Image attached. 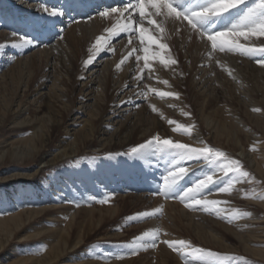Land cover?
<instances>
[{"label": "bare ground", "instance_id": "1", "mask_svg": "<svg viewBox=\"0 0 264 264\" xmlns=\"http://www.w3.org/2000/svg\"><path fill=\"white\" fill-rule=\"evenodd\" d=\"M172 2L180 12L191 16L200 7H208L212 0H208V5L204 0ZM254 2L246 0L238 9L210 18L202 28L194 29L186 19L168 15L166 8L160 12L147 8L148 15L141 18L136 10L137 0L125 3L119 0H0V45H4L0 47V138L8 127L11 131L22 128L23 133L25 129L30 132L27 138L19 139L24 142L20 146L11 141L15 137H8L6 142L9 143L0 148V161L9 155L23 160L35 154L40 165L32 168L31 173L7 174L0 180H18L20 175L36 179L46 166H57L74 157L67 170L59 171L55 167L44 180H34L35 185L14 182L9 192L0 193V232L7 222L13 223L12 228L3 231L0 250L10 243L26 221L42 218L48 211L53 212L50 217L57 227H36L30 235L22 237L24 240L46 238L45 235L56 232L61 215L73 221L78 211L74 199L80 191L92 195L100 206L103 199L111 198L107 203L109 209H98L100 227L121 214L123 208L112 205L113 199L121 201L119 204L128 201L151 204L163 211L164 217L154 213L142 219L141 227L144 233L159 231L158 246H165L169 253L176 254L175 257L166 254V264L171 260L176 264H200L198 257L169 248L163 242L166 240L186 241L190 248L216 253L220 264H237L236 259L225 258L232 250L226 238L231 235L236 236L244 249L264 256V250H255L252 246L258 233L256 213L233 214L234 202L228 197L239 198L245 180L241 172L235 171L229 176L225 171L231 168L225 151H222L224 156H217L220 158L217 167L209 163L210 156L186 159L184 149H176L172 158L163 156L161 154L167 150L163 153L155 142L139 153L126 151L139 148L157 136L161 143L168 139L198 150L208 149L211 142H216L219 148L237 149L247 166L264 175V157L258 155L256 146L264 130V66L257 64L256 58L227 49L223 52L213 49L207 39L216 31L231 29L242 15L240 11L243 13ZM25 3L33 5L34 11L25 9ZM44 8L48 9L47 13ZM53 9L62 14L52 16L49 13ZM93 10V14L82 18ZM104 12L108 15H102ZM123 24L132 27L128 32L119 31L118 26ZM141 26L147 30L143 40ZM149 31L158 34L156 40L166 43V53L174 63L171 59L158 58V53L148 46ZM26 38L33 43L23 48L12 46ZM237 39L242 44H264V37ZM145 47L149 48L147 61L143 58ZM181 54L182 59L185 58L182 67L177 63ZM52 62L57 71L54 69L44 82L38 80L40 68L44 66L47 70ZM33 86L38 88L31 90ZM45 89L53 102L44 100ZM162 92L174 95L161 96ZM145 95L156 104L160 117L148 119L151 111L147 105L139 107L137 102ZM73 100L75 109L73 106L68 109ZM73 115L76 117L72 119L79 126L72 127L67 122ZM55 132L61 134L56 143L53 141ZM115 147L129 155H114ZM86 152L92 154L81 158ZM167 159L171 161L169 169L159 168L158 162ZM181 168L187 169V173L176 178L174 174ZM209 175L214 182L197 192V184ZM174 179L173 190L165 194L166 182L172 183ZM232 179L236 180L234 184ZM219 187L230 190L221 192ZM189 189L193 190L189 198L174 197L183 196ZM197 199L217 203L205 210L203 204L195 205ZM189 204L194 206L190 208ZM166 224H171L172 231L166 229ZM130 225L127 222L122 228ZM68 229V232L65 228L59 230L63 237L66 234V240L60 242V246L57 242L53 257L36 264H53L62 256L73 263L88 259L78 254L68 255V249L75 251L85 241L81 232L75 235L72 225ZM114 236H124V233L118 231ZM54 241L56 237L50 244ZM153 248L149 239L140 247L155 254ZM112 258L106 254L100 260L102 264H121ZM21 262L23 259L15 264Z\"/></svg>", "mask_w": 264, "mask_h": 264}, {"label": "rangeland", "instance_id": "2", "mask_svg": "<svg viewBox=\"0 0 264 264\" xmlns=\"http://www.w3.org/2000/svg\"><path fill=\"white\" fill-rule=\"evenodd\" d=\"M64 1V0H63ZM111 1V0H110ZM249 1V0H247ZM252 1V0H251ZM206 5H208V0H204ZM63 3V2H61ZM64 4V3H63ZM29 6H26L25 3V9L28 11H34L33 10V5L28 4ZM253 5V3L250 5V7ZM46 6H52L50 3H47ZM102 5H100L101 8ZM10 7V5H8ZM6 6L5 9H8ZM22 8V7H20ZM52 9L51 7H48ZM111 8V7H107ZM206 8V7H200L198 11L201 9ZM19 9V8H18ZM197 11V12H198ZM94 13V10L88 14L84 15L82 18L88 17L91 14ZM241 14H243L240 11ZM240 14V15H241ZM183 18V17H182ZM185 19V18H183ZM188 21V19H186ZM232 18L230 21L231 22ZM189 22V21H188ZM61 25V24H60ZM60 25H56L60 26ZM229 30V29H228ZM54 33H56L55 30H53ZM147 33V32H146ZM148 35H153L155 38V43H148V46L156 51L158 53V58H161L163 60H172L174 59L169 56L168 53H166L167 46L165 48H161L160 44L166 45L164 42H160L156 40L158 37V34H155L151 31H149ZM28 39V38H26ZM39 42H41L39 40ZM9 55L5 57V59L8 58ZM183 55H179V61L177 63H180V66L184 64V59ZM3 59V61L5 60ZM99 59L98 61H100ZM13 61L10 63L12 65ZM41 64V63H40ZM9 65V66H10ZM76 65V63H75ZM178 65V64H177ZM57 71V66H55V63H49V67L47 70L44 69V66L40 68L38 72V80L41 81H46V78L48 75L50 76L53 74V70ZM4 70V69H3ZM181 77V76H180ZM67 82L70 84V79L66 77ZM145 80V79H144ZM143 80V81H144ZM185 80V78L182 79V81ZM67 83V84H68ZM38 88L37 86H33L31 90ZM22 94V93H21ZM44 94H47L44 97V100L49 102H53L54 99L50 97L48 89L44 90ZM92 96V95H91ZM89 96V97H91ZM46 98V99H45ZM74 98H76V95H74ZM140 101H138L139 107L142 108V106L147 105L148 109L152 112L149 113L150 118L148 119H153V118H158L161 115V112L157 110L156 104L153 101H149L145 96H141ZM74 104V105H73ZM73 104L70 103V106L68 105L67 108L70 109H75L76 101L73 100ZM57 105V104H56ZM76 116H70L67 118V122L71 123L72 127L74 126H79L75 121L73 120ZM73 118V119H72ZM135 118H132L134 120ZM7 128V127H6ZM11 127H8L5 129L6 133L4 137L0 138V148L2 146H6L7 143L6 139L8 137H15L13 140L14 144L16 146L24 145V142H20L19 139L22 138H27L30 135V132H25L23 133L22 128H19L18 130H13L11 131ZM60 133L55 132L53 136V141L56 143L57 139L60 137ZM261 140L260 144H257L256 146L259 147L258 150V155L260 157H264V130L261 131ZM18 138V140H17ZM25 141V140H24ZM6 149V148H5ZM133 149V148H132ZM131 148H128L127 153H133ZM177 148H166L161 147V151L164 153L167 150V153L161 154V155H166L170 158H172V154H174V151L177 150H182V149H177ZM212 155H209L211 158V161L209 162L212 166H218V162H220V158H218L215 153L218 151H225L229 157V162L231 163V168L232 170H225L227 171L229 176L234 175L236 168L239 169V171H236V173H247V175H244V180L245 183L242 186V193L239 198H236L235 196H230L231 200L234 202L233 206L235 208L233 214L236 213H256L257 219H256V225L258 226V233L257 236L255 237L256 242L254 243L253 248L256 249H262L264 250V175H262L260 172L256 171L255 169L247 166L244 162L241 156L239 155V151L237 149H231L229 150L228 148H219L216 142H211L210 146L208 148ZM251 147L249 148V150ZM1 150V149H0ZM160 150V149H159ZM114 155L118 156H123V155H129L121 152L119 148H114L113 149ZM92 152H86L83 153L81 158L85 156L87 158L90 156ZM215 156V158H214ZM38 156L35 154L24 158L23 160L18 159L16 156H7L4 160L0 161V177H5L7 174H17V173H28L32 168H36L37 165H39V159H37ZM83 158V159H85ZM73 158H68L63 161H61L57 166H46L44 172L39 176L36 177L38 180H44V176L52 173L53 168L56 167V169L60 170H67L70 164L72 163ZM233 161H238V165L233 164ZM170 160H161L158 162L159 168L162 167L163 169L167 170L169 169V163ZM81 163V162H80ZM209 165V164H208ZM40 166V165H39ZM213 167V169H214ZM55 169V170H56ZM212 172V170L210 169ZM31 173V172H29ZM238 175V174H237ZM24 176L20 175V178L17 177L18 180H6L2 179L0 180V193H5L10 191V185L14 184V182H22L25 183L26 185H35L34 180L36 179H29V178H23ZM234 177V176H233ZM225 179V178H223ZM229 179V178H226ZM37 180V181H38ZM228 181V180H227ZM232 184L236 182V180L232 179L231 180ZM226 183V181H225ZM161 184V183H158ZM216 184H213L215 186ZM233 186V185H232ZM221 188V187H219ZM215 188V189H219ZM162 190V188H159ZM160 195V194H159ZM182 195L177 194L176 197L177 199H180ZM92 195H86L80 191L76 192L75 198L73 201L75 204L78 206V211L75 213L74 220H70V218H66V216L59 217V220L57 222L58 224V230L56 232L49 233L48 235H45L46 238H41V237H34L32 239H26L24 240L22 237H26L27 235H30L33 229L39 226L45 225L46 229H52L53 225H56L53 221V218L50 217V215L53 213L52 211H48L42 218H36L35 220H30L26 221L24 225L17 231L16 235L13 237V239L10 241V243L6 244V246L0 250V264H15L16 261L23 259V262L18 263V264H36V262H43L48 259H51L53 257V251L55 250L54 247L57 249V242L58 245L60 246V242L64 243V240H66V234L63 237L60 229L65 228V232H68L70 228V225H72V228H74V233L75 235H78L79 232L82 233L83 237L85 238V241H82V243L79 244V247L75 249V251L68 249V255L72 254H78L80 257L87 256L85 258H88L85 261L81 262H75L73 263V260H68L67 256H62L60 259L56 260L53 264H102V261L100 259L105 258V255L109 254V257L111 256L112 260H116L117 262L121 264H128L131 262L132 264H166L165 263V255L169 254L170 256H174L176 254L169 253L167 251V248L165 246H158L159 245V240L156 241V247L159 249V252L157 251V248H153L155 251V254L152 253L151 251L147 252V250L140 249L141 244L144 243L148 238H145L144 240H139L138 237L143 236V231H142V223L141 220L144 219L145 217H151V215H141L142 213H155L160 215V217H164L163 211L160 210L159 213H156V209L153 208L151 204H136L133 203L132 201H128L127 203L125 202L124 204H119L121 201H116L112 200L110 203L114 205L116 208L119 206L120 208H123L121 211L120 216H116L113 219L108 220L106 223H104L101 227L98 226L97 220L99 219L100 212H99V207L104 208V209H109L110 207L107 206V203L109 200H111L110 197L107 199H103L101 202V206L97 204L96 201L92 198ZM176 200V199H175ZM184 200V199H182ZM13 202V199L11 200ZM135 216V220H130L129 217ZM159 217V216H158ZM1 218V216H0ZM42 221V222H41ZM130 223L133 228L130 226L122 228V225L125 223ZM12 221L7 222L5 226H3V230L0 232V240L4 236V230L13 227ZM47 224V225H46ZM49 226V227H48ZM48 227V228H47ZM55 227V226H54ZM57 227V225H56ZM98 227V229H96ZM171 224H166V229L169 231L171 229ZM4 231V232H3ZM51 231V230H50ZM118 231H122L124 233V236H117L115 237L114 234L117 233ZM172 231V230H170ZM260 231V233H259ZM263 232V233H261ZM56 237V241L52 242L50 244V241L53 240ZM227 241L230 247L232 248L231 251H228L225 254V258L229 257V259H232V261H235L237 264H264V256L261 254L252 251V250H246L243 248V245L240 244V242L236 239V236H227ZM195 243L197 241H194ZM163 244V242H161ZM140 245L136 249L135 252H132L131 249L136 246ZM109 248V250H108ZM100 254V255H99ZM105 254V255H104ZM78 256V257H79ZM236 256V257H235ZM143 260H142V259ZM238 258V259H237ZM107 259V258H106ZM105 260V259H104ZM239 260V261H238ZM26 261V262H25ZM108 261V260H106ZM52 264V263H51ZM169 264H176L175 261H172Z\"/></svg>", "mask_w": 264, "mask_h": 264}, {"label": "snow or ice", "instance_id": "3", "mask_svg": "<svg viewBox=\"0 0 264 264\" xmlns=\"http://www.w3.org/2000/svg\"><path fill=\"white\" fill-rule=\"evenodd\" d=\"M246 0H212L210 5L206 8L201 9L198 12L192 13L191 16L186 15L183 12H180L176 7L173 6L172 0H137L136 10L139 12V15L141 18L148 15L146 12L147 8H154L157 12H160L162 8L167 9V14L172 15L175 14V16L183 17L185 19H188L189 23L191 24L192 28H196L197 26L201 27L204 22L209 20L213 17H220L223 16L232 10L238 9L242 4H245ZM44 12H48L47 8L43 9ZM113 11H116V9H113ZM49 14L52 16H56L59 14H62L58 9H53ZM102 15L107 16L108 12L102 13ZM152 23H155V21H151ZM132 26L130 24H123L119 25V31L122 32H128ZM202 28V27H201ZM228 29V28H227ZM140 37L141 39H145V33L146 29L141 26L140 27ZM203 34V33H202ZM231 37V39H228ZM261 38L264 37V0H255L253 3V6L247 7V9L244 11V13L239 17L238 21L234 24H232L231 29L226 31H216L214 34L208 35L207 39L211 41V45L213 49L219 48L220 51H225L226 49L228 51L238 52L246 57H252L256 58L255 62L261 66H264V44H261L260 46L255 45H248V44H242L239 42L237 38H244L245 40H248L249 38ZM147 42L149 44L155 43L154 38L151 35H147L146 37ZM33 42L30 39H22L18 43H14L13 47L23 48L28 45H31ZM100 41H97V44H99ZM0 47H4V45H0ZM161 48H165L166 45L160 44ZM144 60L147 61L149 59V48H144ZM139 59V58H138ZM123 63V61H121ZM174 63V61H173ZM147 66V65H146ZM117 68L120 67V64L116 65ZM161 96H170L174 95L173 93H160ZM171 123V121H170ZM185 131H190L189 129H185ZM155 142L156 145H159L161 147L167 146L177 149H184L186 150V159L196 158V157H204L207 158L209 155H212L211 151L209 149H190L187 145L183 144H175L171 140L165 139L161 143L160 138L154 137L153 140H149L147 144H141L139 148H133V153H139L141 149H144L148 145H152ZM216 156H224L223 152L215 153ZM235 165H238V161L232 162ZM232 170V169H230ZM236 171H239L238 168L235 169ZM187 173V169L181 168L179 170V173L174 174L176 178H179L180 176ZM243 175H247V173H243ZM213 177L209 175L206 180H201L199 184L196 186V191L199 192L200 190L206 188L209 184L213 183ZM175 186V179L172 181V183H167L165 185V194L171 192ZM229 188H221V192H227L229 191ZM192 189H189L188 192H185L183 196H181V199L189 198L190 193L192 192ZM217 201H201V200H195V205H201L203 204L205 206V210H209V208L213 205H215ZM193 204H189L188 207H193ZM156 213L160 212V209L155 210ZM154 213H142L141 215L147 216L152 215ZM130 220H135L136 217H129ZM161 234L159 231L154 232H145L143 233V236L138 237L139 240H144L145 238H148L151 241V247H156V241L158 240L159 236ZM165 244L168 245L169 248L174 249L177 252H182L183 254H192L199 258L200 264H220L219 259H216L217 254L210 251L205 250L202 248H190V245L183 240L179 241H170L166 240L163 241ZM140 247V245L134 246L131 251L135 252L136 249ZM187 264V262H186Z\"/></svg>", "mask_w": 264, "mask_h": 264}]
</instances>
